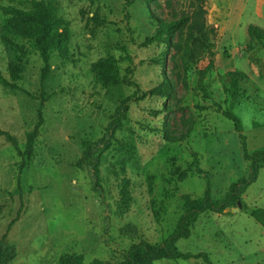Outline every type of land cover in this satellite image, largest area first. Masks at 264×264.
<instances>
[{"label": "rangeland", "instance_id": "1", "mask_svg": "<svg viewBox=\"0 0 264 264\" xmlns=\"http://www.w3.org/2000/svg\"><path fill=\"white\" fill-rule=\"evenodd\" d=\"M32 1L51 4L68 25L70 58L53 54L42 82L34 43L11 37L27 50L22 80L12 83L7 67L15 57L0 42V130L16 139L20 151L0 137V243L15 247L11 264H58L64 255L120 263L135 242L124 228H137L136 242L160 244L183 216L184 196L201 198L208 180L212 197L220 200L247 176L239 135L221 112L237 116L249 153L264 148V50L247 37L250 25L264 31V0H207L213 57L182 58L181 31L163 69L155 61L165 46L143 43L156 21L189 14V0H0V9L29 11ZM210 61L202 93L199 74ZM98 70L115 82L101 81ZM234 71L250 83L232 103L219 78ZM164 78L169 97L149 95ZM126 82L137 85V95ZM126 99L122 126L110 147L97 151L95 169L88 148L106 139V127ZM39 121L32 156L26 157L27 137ZM93 170L103 200L92 188ZM241 202L247 211L201 214L177 250L205 254L211 264H264V167Z\"/></svg>", "mask_w": 264, "mask_h": 264}, {"label": "trees", "instance_id": "2", "mask_svg": "<svg viewBox=\"0 0 264 264\" xmlns=\"http://www.w3.org/2000/svg\"><path fill=\"white\" fill-rule=\"evenodd\" d=\"M155 0H125L126 5L133 2H142L149 5ZM206 2L207 0H189V7L191 12L187 15H182L179 18L172 19L168 22L156 21L154 32L151 36L146 38L143 46L150 45H164L165 51L162 53L160 60H156L155 64L162 69L165 66L167 52L173 46L172 40L175 36L184 31V40L182 41V58L186 61H194L198 55L208 53L212 58L211 52L212 44L210 42L208 27L205 23L206 16ZM31 10L21 11L18 9L1 7L3 16V25L5 33L0 36V42L3 46L9 48L14 54L15 60L9 63L7 70L10 81L18 83L22 80L24 71V58L27 55V50L14 42L11 37H18L21 40L31 41L34 43V48L43 64L41 81L43 82L49 72V61L53 54H56L62 60L70 58L68 46L71 39L70 29L68 25L57 18L54 7L45 1H32ZM247 37L250 44L256 43L262 50H264V31L258 27L250 25L247 29ZM213 62L200 72L198 80V88L200 92L204 93L203 81L207 74L212 70ZM264 77V70L261 71ZM98 78L105 82H115L108 75L103 74L98 70ZM223 92L229 96L231 102H236L244 92L243 89L250 83V79L243 72H228L219 78ZM127 85L136 88L134 96L139 92L135 83L126 82ZM12 87L15 85H11ZM172 89L165 78L161 84L151 90L149 95L159 96L162 98L169 97ZM145 96V95H144ZM142 96V98L144 97ZM129 99L121 102L116 109L111 121L106 127V139L98 141L88 148L87 156L93 159L94 168L97 169V161L95 158L97 151L107 150L113 142V134L117 129L121 128L122 120L127 111V104ZM220 113L221 111H217ZM222 116L233 124L234 131L238 133L240 144L242 147L243 158L248 164V173L246 177H242L232 184L225 196L218 200L212 197L210 191L209 181H206V188L203 196L199 199H191L189 196H184L185 209L183 216L180 218L177 226L172 234L167 237L160 244H150L145 241H137L138 230L135 226H127L122 230V233L135 241L123 253V260L117 264H155L160 261H190L202 260L206 264H211L207 255L205 254H183L176 248V243L181 239L189 238L194 224L198 217L204 213H213L217 215L230 214L237 209V203L240 202L241 210L247 211V208L242 204L241 199L245 194L249 185L257 178L259 170L264 167V148L258 151L249 153L246 149L245 138L242 135V126L239 119L232 111L221 112ZM41 121L34 127L33 132L27 137L24 155L31 157L33 153V146L39 134ZM0 137L4 138L5 143L10 145L16 152L19 151L16 139L8 133L0 130ZM196 154H193L195 158ZM197 165V160L195 159ZM197 173H201L199 168H196ZM93 185L92 188L96 191L103 200V190L99 183L97 170H93L92 174ZM250 217L261 223L262 218L256 212H251ZM16 258V249L14 246H9L5 243H0V264H11ZM58 264H113L108 261L93 259L86 262L80 255H64L59 259Z\"/></svg>", "mask_w": 264, "mask_h": 264}, {"label": "water", "instance_id": "3", "mask_svg": "<svg viewBox=\"0 0 264 264\" xmlns=\"http://www.w3.org/2000/svg\"><path fill=\"white\" fill-rule=\"evenodd\" d=\"M241 208V205H240V202H238L237 203V209H240ZM237 209L236 210H234V212H236L237 211Z\"/></svg>", "mask_w": 264, "mask_h": 264}]
</instances>
